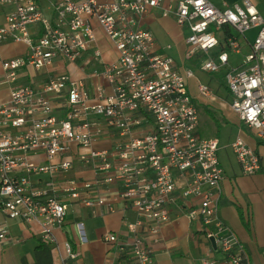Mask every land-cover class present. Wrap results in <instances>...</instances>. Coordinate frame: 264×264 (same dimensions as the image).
<instances>
[{
	"label": "built area",
	"instance_id": "2783aa9c",
	"mask_svg": "<svg viewBox=\"0 0 264 264\" xmlns=\"http://www.w3.org/2000/svg\"><path fill=\"white\" fill-rule=\"evenodd\" d=\"M158 8L187 33V61L199 51L220 48L201 69L212 74L227 69L232 110L264 142V17L250 0L223 6L211 0H56L54 22L46 18L37 0H0L4 13L0 44L22 43L28 48L26 57L2 65L5 78L0 89L14 85L9 101L0 102V210L11 220L37 222L41 240L61 251L54 230L63 227L68 206L55 194L59 187L33 189L32 177L67 175L74 169V158L65 157L78 147L86 151L78 160L92 167L93 179L81 183L67 178L62 193L89 207L104 206L109 213L116 212V203H128L135 220H125L130 236L126 246L137 264L153 263V246L162 242L161 227L170 221L178 184L184 199H200L187 216L201 220L206 238L215 239L216 252L224 261L252 264L236 234L224 233L219 222L220 185L225 179L220 142L198 134L199 111L186 83L194 72L181 74L174 58L158 51L154 34L140 25ZM92 21L118 52L117 60L98 73L110 85L109 93L102 85L90 93L83 81L66 74L49 79L40 90L16 85L19 73L28 67L39 72L57 59L79 61L96 42ZM33 26L40 27L36 36L30 30ZM251 30L258 31L254 41L247 37ZM242 37L250 46L247 53ZM229 51L242 58L237 68ZM198 88L203 97L211 96L208 85L201 83ZM59 97L64 100L62 117L55 114ZM144 126L148 132L138 135ZM108 137L114 139L113 146L96 150L97 142ZM232 148L243 175L260 170V156L243 139H236ZM38 155H44V162L34 160ZM114 182L122 185L119 193L82 196ZM7 239L8 229L1 226L0 253ZM103 239L118 242L114 233ZM62 251L59 264H77L79 253L70 242ZM204 264L220 261L207 254Z\"/></svg>",
	"mask_w": 264,
	"mask_h": 264
},
{
	"label": "crops",
	"instance_id": "0c3cea01",
	"mask_svg": "<svg viewBox=\"0 0 264 264\" xmlns=\"http://www.w3.org/2000/svg\"><path fill=\"white\" fill-rule=\"evenodd\" d=\"M42 1L45 2L44 7L41 5ZM100 1L113 2L115 0ZM211 1L217 6H223L224 2L230 5L241 2V0ZM250 1L264 17V0ZM37 3L46 18L54 22L56 0H37ZM3 17L2 11L0 12V24L4 23ZM92 24L96 42L83 53L79 61L69 63L57 59L53 66L39 72L28 67L19 73L16 85H30L40 90L49 79L66 74L74 80L83 81L90 93H94L100 85L104 86L109 93L110 85L98 73L103 66L117 60L118 52L99 24L96 21H92ZM140 25L154 34L158 51L171 55L181 74L185 75L187 71L193 70L194 77L186 78V83L199 111L198 134L202 138H217L220 142L218 154L225 179L220 185L219 222L225 228L224 233L232 231L236 234L249 253L252 264H264V142L258 138L256 131L244 124L232 110V96L226 84L211 79L201 80L192 69V66H199L198 62L193 64V61H188L192 64L186 67L183 61L171 54L173 45L168 41L176 39L178 31L172 15L165 16L163 8H158L145 16ZM39 28L34 26L30 28L33 36L38 34ZM182 31L186 33L185 30L182 29ZM27 53L28 48L22 43L4 42L0 44V81L5 78L3 62L23 57ZM96 53L100 56L97 57ZM201 83L210 88L212 92L210 97H203L200 94L198 86ZM13 85L5 84L1 87V103L9 101ZM64 109V100L59 97L55 100V114L62 117ZM148 129L149 127L144 126L137 134H144L148 132ZM236 139H243L260 156L261 168L256 174L243 175L232 148ZM113 143L114 139L110 137L101 139L97 142L95 149L108 150ZM81 153H86V151L73 147L71 155L65 157L74 158V169L65 176L49 178L45 175H35L32 177L33 189H41L50 185L59 187L55 194H58L68 206L63 227L54 230L61 251H58L54 245L41 240L40 226L37 222L26 224L11 220L0 210V227L5 226L8 229L5 249L0 253V264H59L58 260L61 253L63 254L62 247L66 242H70L74 250L79 253L77 264H116L119 262L137 264L132 252L126 246L130 241V236L125 220H135V215L128 203L122 201L116 203V212L109 213L104 206L89 207L84 205L80 199H71L62 193L60 188L67 178L77 179L81 183L93 179L92 167L78 160V155ZM34 160L42 163L45 160L44 155H38L34 157ZM61 160L62 158H57L56 162H61ZM181 188V184H178L174 199L170 204V221L161 227L162 242L153 246L152 264H204L207 254L219 260L220 264H229L206 238L201 220L191 221L187 216L190 208L200 205V199H184L181 195ZM121 190L122 185L114 182L110 185H103L93 192H84L82 196L85 198L112 195ZM107 233L116 234L118 242L106 243L103 236Z\"/></svg>",
	"mask_w": 264,
	"mask_h": 264
},
{
	"label": "rangeland",
	"instance_id": "374dc122",
	"mask_svg": "<svg viewBox=\"0 0 264 264\" xmlns=\"http://www.w3.org/2000/svg\"><path fill=\"white\" fill-rule=\"evenodd\" d=\"M43 7L45 5V2L42 1L41 4ZM177 26V35H176V39L168 41V43H172L173 45V49L170 51L171 54L178 60L183 61L186 64V67H190V65L193 63H197L199 64V66H192L191 68L194 69L195 73L197 75H199L201 80H215L217 82L223 83L225 84V73L227 72V69H223L222 71L212 74V73H206L201 71L200 69L202 68V65L206 62H208L210 59H213L215 57H217V55L221 52L220 48H215L210 50L208 53H204V52H197L195 53V57L193 62L190 64L188 63V61H185V55L186 52L188 51V46L186 43V38H187V34L184 33L182 31V29H180V27L176 24ZM258 31L257 30H251L250 32L247 33V36L250 38L251 41H254L256 36H257ZM110 40V39H109ZM241 40L244 42V53H247L250 49V46H246L248 44V42L245 40L244 37L241 38ZM111 41V40H110ZM230 57L235 59L234 61V67L237 68L240 64V60L242 58H238L235 57L230 51L228 52ZM27 55L23 56L26 57ZM22 58V57H19ZM243 70V68L241 67L238 71Z\"/></svg>",
	"mask_w": 264,
	"mask_h": 264
},
{
	"label": "water",
	"instance_id": "95a60500",
	"mask_svg": "<svg viewBox=\"0 0 264 264\" xmlns=\"http://www.w3.org/2000/svg\"><path fill=\"white\" fill-rule=\"evenodd\" d=\"M210 241H211L213 247L216 248V242H215V239H214V238H211Z\"/></svg>",
	"mask_w": 264,
	"mask_h": 264
}]
</instances>
